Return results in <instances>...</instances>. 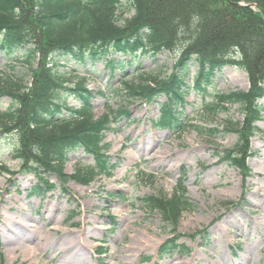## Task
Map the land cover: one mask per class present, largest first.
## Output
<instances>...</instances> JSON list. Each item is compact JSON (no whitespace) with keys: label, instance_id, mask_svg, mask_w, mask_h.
<instances>
[{"label":"rangeland","instance_id":"1","mask_svg":"<svg viewBox=\"0 0 264 264\" xmlns=\"http://www.w3.org/2000/svg\"><path fill=\"white\" fill-rule=\"evenodd\" d=\"M241 3L247 5L245 0ZM118 16L123 25L134 16V10L125 4ZM180 56V47L164 51L156 59H143L116 75L103 63L94 68L58 63L62 73L79 71V76L87 78L89 89L105 92L107 97L94 101L97 118L104 114L113 118L111 109L126 107L133 122L125 118L113 121L106 135L104 152L114 166L109 172H102L90 184L71 181L65 187L51 174L48 179L55 188L33 198L30 192L38 180L21 172V163L14 157L17 137L0 134V264H264V115L254 129L244 131L252 153L244 173L221 156L238 140L237 134L224 129L228 121L249 125L250 111L236 105L214 115L206 108L217 94L249 91L247 73L226 67L205 96L187 83L191 89L185 117L202 129L219 128L221 133L215 138L193 128L179 132L158 129L155 122L164 97L149 105L115 95L124 81L138 79L139 68L149 78H168ZM34 67L40 68L39 60ZM191 72L196 74L194 67ZM7 76L34 85L28 65L7 63L0 56V80ZM67 103L78 106L74 100ZM259 104L264 107V99ZM13 105L11 98L0 97V113ZM94 167L91 157L77 151L70 154L66 172L74 175ZM182 173L195 209L183 214L171 234L160 213L150 210L143 200L171 196ZM169 237H181L179 242L191 253L160 258V248ZM26 246L33 254L29 251L27 255Z\"/></svg>","mask_w":264,"mask_h":264},{"label":"trees","instance_id":"2","mask_svg":"<svg viewBox=\"0 0 264 264\" xmlns=\"http://www.w3.org/2000/svg\"><path fill=\"white\" fill-rule=\"evenodd\" d=\"M245 1L257 9L241 6L242 0H0V56L7 63L28 65L34 78L32 86L15 76L0 80V97L11 98L14 104L0 113V134H15L14 157L21 163V172L38 180L30 198L47 195L55 188L48 179L51 174L65 187L71 181L90 184L102 172H109L114 166L104 153L106 134L113 121L125 118L133 122L126 107L111 109L113 118L108 114L97 118L95 98L107 95L89 89L87 78L79 76V71L75 75L62 73L58 63L79 68L103 63L116 75L138 61L156 59L179 47L181 56L168 78H149L139 68L138 79L124 81L115 95L149 105L164 97L155 122L158 129L179 132L193 128L215 138L219 128L202 129L185 117L191 89L187 83L205 96L226 67L245 71L249 91L217 94L206 108L214 115L236 105L250 111L249 125L228 121L224 129L237 134L238 140L221 156L246 173L252 153L244 131L254 129L264 115L259 104L264 99V0ZM125 4L131 6L134 16L120 25L118 13ZM38 60L40 68L36 69ZM67 100L79 106L69 107ZM77 151L91 157L95 167L69 175L66 165L70 154ZM181 178L171 196L160 194L143 200L150 210L160 213L171 234L183 214L195 209L183 185L186 174ZM179 241L181 237H170L161 246L160 257L189 255L191 251Z\"/></svg>","mask_w":264,"mask_h":264},{"label":"bare ground","instance_id":"3","mask_svg":"<svg viewBox=\"0 0 264 264\" xmlns=\"http://www.w3.org/2000/svg\"><path fill=\"white\" fill-rule=\"evenodd\" d=\"M25 249H27V250H26L27 255H29V251H30V254H31V253L33 254V251L30 250L27 246L25 247Z\"/></svg>","mask_w":264,"mask_h":264}]
</instances>
